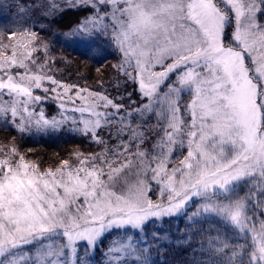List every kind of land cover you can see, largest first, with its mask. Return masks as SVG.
Segmentation results:
<instances>
[{
  "label": "snow or ice",
  "instance_id": "6c2138e0",
  "mask_svg": "<svg viewBox=\"0 0 264 264\" xmlns=\"http://www.w3.org/2000/svg\"><path fill=\"white\" fill-rule=\"evenodd\" d=\"M41 7L51 16L90 10L74 31L108 35L140 103L131 108V93L126 105L123 97L63 85L35 58V32H8L9 43L0 42V117L20 132L67 123L101 151L41 171L15 148L0 150V264H84L80 243L87 252L113 229L133 235L112 241L108 264H152L149 248L134 240L196 197L193 217H213L223 231L201 244L205 258L194 264H264V24L257 15L264 0H46ZM45 79L56 85L45 92L75 89L66 103L84 118L37 116L29 105L41 100L33 89ZM185 94L191 99L182 104ZM148 173L166 203L145 195L140 177Z\"/></svg>",
  "mask_w": 264,
  "mask_h": 264
},
{
  "label": "trees",
  "instance_id": "16d2710c",
  "mask_svg": "<svg viewBox=\"0 0 264 264\" xmlns=\"http://www.w3.org/2000/svg\"><path fill=\"white\" fill-rule=\"evenodd\" d=\"M45 3L46 0H0V39L7 44L9 31L21 33L27 29L35 32L38 40L34 43L40 47V51L34 56L55 71L59 78L57 80L65 85L92 91L102 90L112 97H123L126 105L130 103L128 94L131 93V101L136 102L131 104V108H136L140 103L137 86L131 81L125 84L122 72L116 67L120 55L111 45L108 35L103 32L91 37L83 34L87 37L79 39L73 32L88 11L75 8L51 16L41 7ZM44 44L47 45V55L44 54ZM42 103L47 115L56 111L53 100ZM154 124L153 119L150 125ZM8 148H15L24 158L44 156L50 160L54 155L56 162L63 160L62 157L75 161L78 153L87 156L101 151V147L88 137L69 129L61 128L58 132H20L9 119L5 122L0 117V150L6 151ZM48 151H53L54 154L50 155ZM178 151L181 152L179 149ZM149 182L148 198L156 201L158 186L150 179ZM205 226L204 219H191L185 215L164 216L159 222L149 223L147 235L144 232L141 235L146 241L145 246L149 248L152 264H194V261L205 258L200 247L201 244L207 247L203 230ZM154 236L159 239L154 240ZM111 237L108 234L103 243H98L89 251L93 264H108L105 254ZM85 257L86 254H83L80 259Z\"/></svg>",
  "mask_w": 264,
  "mask_h": 264
},
{
  "label": "rangeland",
  "instance_id": "374dc122",
  "mask_svg": "<svg viewBox=\"0 0 264 264\" xmlns=\"http://www.w3.org/2000/svg\"><path fill=\"white\" fill-rule=\"evenodd\" d=\"M90 15H92V12L89 10L88 14L85 17L90 16ZM230 15H232V14L230 13ZM257 15H258L259 22L261 24H264V15H260L259 13ZM84 18H82V20ZM235 27H236L235 20L233 19L232 23L229 26H227L226 29H225V37H224L225 46H231L230 45V41H231L232 33H233ZM73 32L79 37V39H81L82 37H87V36H83L84 33H82V32L78 33V32H75L74 30H73ZM0 42L4 43V40L0 39ZM35 58L38 60L37 56H35ZM38 62L40 64H44L45 65L44 72L46 73L47 76H50V77H52L54 79L56 78L55 79L56 81L61 82V81L57 80L59 78L57 77L55 71L50 69L47 66L46 62L45 63H43L42 61L41 62L38 61ZM14 71L23 72L24 70L23 69H14ZM32 71H33V74H35V68ZM155 71H161V68L159 66H157ZM174 79H175V77H173V80ZM62 84L65 85L64 83H62ZM65 86H70V85H65ZM53 87H56V85L51 84L50 81L45 79L44 81H42V87L40 89H35V88L33 89V95L41 97V100L39 102L29 105L31 108H33L35 110L37 116L42 112L44 117L46 119H49V120H51L53 117H55L57 120H60L61 119V115H63L65 118H67L68 121H70L73 117L81 118V119L84 118V117L80 116V113H78V112L74 113V112L70 111V109L73 107V105L69 104V103H66V101L68 100L69 96L74 97L75 89H73L72 91H70L66 95L63 93V89L62 88H57V92H55V93H53L51 91H48V92L44 91V89H46V88L47 89H51ZM96 92H102V90H96ZM190 99H191V97L185 94V95H183L181 97V103L185 104ZM46 100H53L54 101V103L56 105V111L53 114L47 115V113L45 112V108H44V105H43L42 101H46ZM62 103H63V107H61ZM79 104H80V101H77V106H79ZM86 116H87V114H85V117ZM35 118L36 117H33V120H35ZM9 121L17 128L16 124L11 119H9ZM61 128L69 129V126H68L67 123L64 124L63 127L58 126L55 129L47 128V127L37 128L35 126H32V127H30V130H36V131H41V132L50 130V131H57L58 132V131H60ZM180 151H183V153L186 154V148L183 149V150H180ZM48 152H49L50 155L54 154L53 151H48ZM178 155H179V151L177 149L174 152V157L178 156ZM62 158H63V160H68L66 157H62ZM179 158H182V156L179 155V157H175L173 159V163H177ZM24 159L27 162L31 163V164L37 165L41 171H44V170L49 169V168L55 169V168L60 166V161H61L60 160V161L56 162L54 160V155H53V158H51L50 160H47L44 156H39V157L34 156L32 158L30 157V158H24ZM140 178L143 179L145 181V183L147 184V190L145 192V195L147 196V198H148V191H149V188H150L149 187V185H150L149 179H150V181H153V183H155L158 186V188H157L158 190H157V193H156V201H153V203H161L162 201L165 202V203L167 202V193L162 194V192H161L162 185L158 184L156 181L151 179V173H148L146 176L142 175ZM240 194L243 195V192H241ZM194 201L195 202L189 201L187 203L186 207L182 211H180L177 214H173L171 216L180 217V216H184L185 215V216H187L188 218H191V219L192 218H200V219L202 218V219H204L205 223H206V226L203 228V230H204V232L206 234V244L205 245L207 246V242H208L209 238L210 237H214V236L217 235V229H219L221 232L223 231V229H222V227L220 225H218L215 222V219L213 217H208L207 220L205 219L204 216L193 217V213L197 210V208L200 205V199L198 197H196V198H194ZM165 216H168V215H165ZM163 217L155 218V222H159ZM110 235H112V237L110 239V242L107 245L108 246L107 250L109 249V246L112 244L113 240L125 241L126 242L127 241V237L133 235V231H129V232L126 233L123 229H119V230L113 229V230H111ZM107 236L108 235H106L105 238ZM134 242L137 243L138 246H140V247H144L145 244H146V241L142 237L141 233H140L139 240H134ZM94 248H90L86 252L82 242L78 246L77 256L80 258L83 254H86V257L82 259L84 264H93L94 263L93 260L91 259V257H89V254H88L89 251H92Z\"/></svg>",
  "mask_w": 264,
  "mask_h": 264
}]
</instances>
